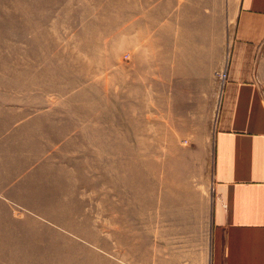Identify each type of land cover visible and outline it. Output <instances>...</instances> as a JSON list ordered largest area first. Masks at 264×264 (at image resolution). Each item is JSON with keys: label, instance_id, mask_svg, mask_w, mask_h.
Returning <instances> with one entry per match:
<instances>
[{"label": "crops", "instance_id": "0c3cea01", "mask_svg": "<svg viewBox=\"0 0 264 264\" xmlns=\"http://www.w3.org/2000/svg\"><path fill=\"white\" fill-rule=\"evenodd\" d=\"M138 42L131 82L126 63L115 76L138 90L141 133L145 120L146 133L155 134L152 147L177 148L183 140L197 163L212 147L217 73L228 70L213 136V192L197 189L189 176H173L163 213L170 258L157 252V264H182L187 255L195 261L197 252L202 264H264V0H141ZM14 99L0 92V228L11 226L15 208L31 214L22 220L34 227H71L80 216L68 210V180L84 176H69L66 143L53 156V141L66 134L52 129L67 132L87 117L77 139L99 147L101 134L115 142V114L106 112L114 127L105 132L98 109H76L71 118L68 110L30 114ZM81 197L77 206L84 205Z\"/></svg>", "mask_w": 264, "mask_h": 264}, {"label": "rangeland", "instance_id": "374dc122", "mask_svg": "<svg viewBox=\"0 0 264 264\" xmlns=\"http://www.w3.org/2000/svg\"><path fill=\"white\" fill-rule=\"evenodd\" d=\"M140 2L0 0V92L18 97L14 106L30 114L68 110L71 118L76 109H98L105 132L114 127L106 116L111 110L116 131L115 142L108 143L101 134L99 147L92 148L86 138L77 139L87 117L67 132L52 129L66 134L53 141V156L66 143L69 176H84L68 180V210L80 221L71 227L39 228L22 220L31 214L15 208L11 226L0 228V264H157V252L161 260L170 258L172 234L163 213L171 201L167 195L173 176H189L197 189L213 192V136L221 90L205 161L197 163L183 140L177 148L152 147L155 134L146 133L150 126L145 120L141 133L139 94L130 84L133 55L139 49ZM112 46L119 52H110ZM122 63L130 81L124 86L122 77L115 76ZM78 197L84 199L83 206L76 205ZM178 235L176 230V242ZM202 263L198 252L195 261L187 255L182 262Z\"/></svg>", "mask_w": 264, "mask_h": 264}, {"label": "built area", "instance_id": "2783aa9c", "mask_svg": "<svg viewBox=\"0 0 264 264\" xmlns=\"http://www.w3.org/2000/svg\"><path fill=\"white\" fill-rule=\"evenodd\" d=\"M217 75H218L217 79H219V83H220V90H221L220 99H221L222 90L225 87L226 81L228 79V70L224 68L223 70L219 71ZM217 118H218V114H217ZM217 118H216V121H217Z\"/></svg>", "mask_w": 264, "mask_h": 264}]
</instances>
